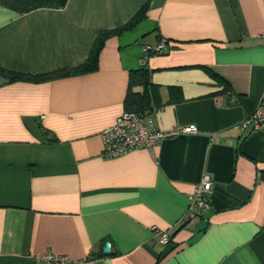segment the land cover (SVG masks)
<instances>
[{"label": "crops", "instance_id": "obj_1", "mask_svg": "<svg viewBox=\"0 0 264 264\" xmlns=\"http://www.w3.org/2000/svg\"><path fill=\"white\" fill-rule=\"evenodd\" d=\"M141 10L102 40L93 70L75 73L99 33ZM161 38L166 51L141 66ZM0 69L22 76L0 85V264H40L48 252L93 264H264V128H238L264 110V0L0 5ZM140 69L155 127L196 133L103 158L101 134L128 111ZM205 173L211 208L185 219Z\"/></svg>", "mask_w": 264, "mask_h": 264}, {"label": "built area", "instance_id": "obj_2", "mask_svg": "<svg viewBox=\"0 0 264 264\" xmlns=\"http://www.w3.org/2000/svg\"><path fill=\"white\" fill-rule=\"evenodd\" d=\"M167 45L168 40L161 38L154 45L144 46L140 65H144L150 55L166 51ZM261 127L264 128V110L260 107L238 125V128L244 133L256 131ZM195 133L196 129L193 126L161 131L155 127L153 114L124 111L116 118L110 128L102 132L103 150L101 156L103 158H115L138 149L151 151L158 142L164 139L178 134ZM212 188L213 181L210 175L203 174L187 198L185 219L200 216L211 208L210 194ZM151 230L155 236H158L161 245L169 243V237L164 232L159 231L156 227H152ZM40 264H93V260H72L67 256L48 252L40 257Z\"/></svg>", "mask_w": 264, "mask_h": 264}, {"label": "trees", "instance_id": "obj_3", "mask_svg": "<svg viewBox=\"0 0 264 264\" xmlns=\"http://www.w3.org/2000/svg\"><path fill=\"white\" fill-rule=\"evenodd\" d=\"M68 0H0V5L8 8L17 13H28L40 8H53L59 9L63 8ZM144 18L143 10L137 13L124 27L115 30L114 32H101L97 36L87 63L79 68H77L75 73L88 72L95 68L98 53L102 44V40L112 34L118 33L120 31L130 29L135 24L139 23ZM68 72H66L67 74ZM0 76L5 77L7 81H13L15 79L21 78L19 74H13L0 69ZM140 85L144 88L143 92L133 91L131 88L133 86ZM149 85V74L145 69H140L130 74L129 78V93L125 99L126 110L147 114L145 111L147 105V96L145 88Z\"/></svg>", "mask_w": 264, "mask_h": 264}, {"label": "water", "instance_id": "obj_4", "mask_svg": "<svg viewBox=\"0 0 264 264\" xmlns=\"http://www.w3.org/2000/svg\"><path fill=\"white\" fill-rule=\"evenodd\" d=\"M6 82H7V80H6L5 78H3V77L0 76V85L4 84V83H6ZM109 250H110L109 244L106 243V244L104 245V247H103V252H104V253H107V252H109Z\"/></svg>", "mask_w": 264, "mask_h": 264}]
</instances>
